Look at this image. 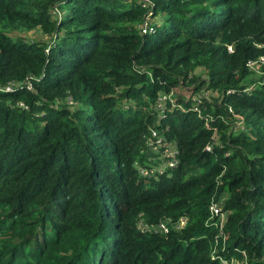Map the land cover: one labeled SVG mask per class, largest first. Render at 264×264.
<instances>
[{
  "label": "trees",
  "instance_id": "16d2710c",
  "mask_svg": "<svg viewBox=\"0 0 264 264\" xmlns=\"http://www.w3.org/2000/svg\"><path fill=\"white\" fill-rule=\"evenodd\" d=\"M151 1L153 34L140 0H0V86L24 82L0 89V264H219L216 240L264 264V0ZM203 88L200 115L180 97L159 119V95ZM153 128L179 150L158 179L136 167Z\"/></svg>",
  "mask_w": 264,
  "mask_h": 264
},
{
  "label": "built area",
  "instance_id": "2783aa9c",
  "mask_svg": "<svg viewBox=\"0 0 264 264\" xmlns=\"http://www.w3.org/2000/svg\"><path fill=\"white\" fill-rule=\"evenodd\" d=\"M143 5L150 6L149 11L146 13L143 22L139 25V30L142 34H153L156 32L157 28L152 24L151 17H154L153 11L151 9L153 2L151 0H140ZM263 63L264 64V56L261 57L258 61L251 63L252 66ZM255 69V68H254ZM24 84L22 81H10L4 87L0 86L1 90L12 91L16 89V87ZM250 88L245 89L248 91ZM173 91V90H171ZM163 93L158 96L154 104V110L158 114L159 119L164 120L168 114V111H171L176 108H181L185 110L186 108L179 102H176L171 98L173 92ZM233 91H230V93ZM212 95L210 90L206 88L201 89L198 93L192 94V101L190 109L200 111V104L203 99H209ZM69 104H74L73 100L69 98ZM237 124L238 126L244 129L243 119L241 116H237ZM206 127L209 130H212L211 141L207 143L205 149L209 152L213 151L215 146L221 145V140L219 135L217 134V129L213 127L210 121L206 120ZM148 153H150L149 163L147 166L137 164V170L140 175L148 178L158 179L162 175H171V171L177 168L179 164V150L175 142L169 141L164 134V132L159 128L151 129V133L148 136L146 141ZM223 199L213 200L210 205V217L207 221V224H214L220 228V235H223L224 243L226 241L224 232L222 231V227L226 222V218L228 212L224 210ZM188 221V216L181 217L178 221H172L171 219L164 220L159 224H149L142 217L138 222V228L142 232H155V233H163L166 234L170 232L171 229H181L185 226ZM218 241L216 240V247L213 250L212 258L218 259L219 264H238L237 262H231L229 259L224 258L219 252L220 249L217 248ZM224 250V247L223 249ZM220 254V255H219Z\"/></svg>",
  "mask_w": 264,
  "mask_h": 264
},
{
  "label": "rangeland",
  "instance_id": "374dc122",
  "mask_svg": "<svg viewBox=\"0 0 264 264\" xmlns=\"http://www.w3.org/2000/svg\"><path fill=\"white\" fill-rule=\"evenodd\" d=\"M149 10H147V12H148ZM163 21H164V18L162 17V16H160V15H156V16H154L153 18L151 17V22H152V24L157 28V29H159L160 28V26L162 25V23H163ZM29 36L30 37H32V38H34L35 40H43V38H44V34H42L40 31H38V30H35V31H32L30 34H29ZM46 40V39H45ZM48 41V40H47ZM173 91H171V92H173V95L171 96V98L172 99H174L176 102H179L178 101V98H182V100L184 101H186V102H189V101H192V94H190V93H187V92H185L183 89H172ZM179 103H181L184 107H185V105H184V103H182V102H179ZM191 103V102H190ZM70 105V107L71 108H74L75 107V103L74 104H69ZM186 108V107H185ZM194 111H196V110H194ZM198 112V111H197ZM198 114L200 115L201 113L200 112H198ZM208 129V128H207ZM149 163V162H148ZM148 163L146 164V165H144V166H147L148 165ZM140 174V173H139ZM142 176V175H141ZM148 178V177H147Z\"/></svg>",
  "mask_w": 264,
  "mask_h": 264
}]
</instances>
